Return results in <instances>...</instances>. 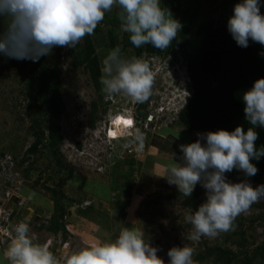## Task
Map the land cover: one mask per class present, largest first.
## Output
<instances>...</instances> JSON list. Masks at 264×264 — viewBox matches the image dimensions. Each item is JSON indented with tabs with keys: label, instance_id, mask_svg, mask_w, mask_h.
Masks as SVG:
<instances>
[{
	"label": "rangeland",
	"instance_id": "1",
	"mask_svg": "<svg viewBox=\"0 0 264 264\" xmlns=\"http://www.w3.org/2000/svg\"><path fill=\"white\" fill-rule=\"evenodd\" d=\"M240 2L242 0H161V7L169 9L181 24L189 21L194 30L198 22H203L209 17H214L219 24L227 23L233 15L234 6ZM118 11L119 9L114 7L111 12H107L100 22L101 30L93 34L101 65L112 50L109 30L114 29L116 45L121 49L122 58L137 57L151 63L155 74L152 89L156 88L168 101L172 98V112L168 110V118L165 116L164 122L159 126L141 131L144 135L142 146L133 136L111 139L106 135L109 120H112L115 114H122L117 120L123 122L126 121L125 118L128 121L136 120L135 110L138 103L134 104L123 95L114 97L113 101L105 95L99 106L101 109L105 108L106 112H101V119L95 128H91L89 123L92 102L98 99V93L89 75L83 69L73 68L71 58L65 55L67 48L54 47L51 54L47 55L50 62L60 52L63 55L60 61L66 111L61 122L64 138L62 155L75 171L73 178L64 187L68 195L67 239L64 240L61 234L55 235L40 229V225L49 218L54 207L50 194L46 193L41 185L32 188V184L39 177L46 179L52 174L50 170H44L50 159L47 150L37 157L35 169L30 177L24 174L23 169L28 163L17 164L16 170L21 173L24 186L22 189L19 179L21 191L18 194L22 196V202L14 207L20 213L23 211L24 217L21 221L29 224L34 242L46 244L49 249L55 248L58 258L85 246L115 240L123 227H134L143 231L144 239L159 249L157 255L165 264L169 260L167 252L174 246L188 244L194 247V259L205 242L232 245L237 239L234 230L241 227L238 222H234L232 230L222 232L215 238L202 237L198 242L187 240L191 225L185 222L184 217L192 210L187 208L184 196L178 188L165 178L168 175L167 166L173 162V158L178 163L182 162L183 153L179 145L195 142L199 139L197 133H201L189 132L174 115L176 109L188 101L185 98L187 92L181 84L185 75L181 73L179 76L178 67L172 66L183 62L184 56L179 50L175 54L164 53L149 58L145 53L137 55L135 47L123 48L127 33L121 31L119 19L112 24L113 17L118 18ZM0 19V31H3L5 22L3 18ZM169 64L173 69L168 67ZM162 69L163 77L160 75ZM26 93L22 63L0 53V165L3 157L8 155L14 156L16 163L20 161L34 141L30 130L32 110L28 108ZM150 97L151 99L143 103L149 105V108L145 109L147 116L151 113V106L157 108L165 102V99H162L157 104L153 97ZM111 136L119 137L113 133ZM16 170L13 169L8 174L12 176ZM2 174L0 184L5 178V174ZM60 175L65 174L57 175L56 182ZM194 191L201 195L206 193L200 184L195 186ZM262 210L264 211V199L252 204L248 211L235 219L243 220L242 228L246 231V237L250 242L255 240L256 244L263 239V226L260 221L251 226L250 219ZM8 246L4 238L0 237V264H9L2 252Z\"/></svg>",
	"mask_w": 264,
	"mask_h": 264
},
{
	"label": "clouds",
	"instance_id": "2",
	"mask_svg": "<svg viewBox=\"0 0 264 264\" xmlns=\"http://www.w3.org/2000/svg\"><path fill=\"white\" fill-rule=\"evenodd\" d=\"M114 7L119 9L121 31L129 34L130 42L136 48L151 44L156 49L165 50L183 27L169 9L161 7V0H0V18L5 22L3 31H0V53L12 59L38 62L42 56L51 54L54 47L75 48L86 35L94 34L105 14ZM227 27L240 47L247 48L249 40L264 45V14L260 11V0L237 3ZM102 65L100 83L106 98L113 101L114 97L123 95L134 104L144 103L151 99L150 96L157 104L165 99L156 88L152 89L155 74L150 62L137 57L122 58L117 46L109 51ZM172 66L178 67L179 76L181 73L185 75L181 84L187 92L185 98L189 100L192 83L186 66L182 62ZM172 66L168 65L173 69ZM160 71L163 77V69ZM242 99L245 119L251 125L246 132L242 126H237L234 131L220 129L197 133L199 139L195 142L179 145L182 162L173 158L167 166L165 178L185 197L192 195L197 184L206 190L205 202L184 217L191 225L186 237L189 241L215 238L232 230L237 216L264 199V184L253 187L247 180L232 183L225 176L233 169L241 170L247 177L255 176L258 169L252 160L264 156V146L259 149L255 146L258 133L254 130L255 127H264V78L257 79L251 89L243 93ZM163 101L161 105L168 104V99ZM186 103L176 109L174 115L177 119ZM158 107L151 106V113L162 114L163 120L168 110L172 112V109L158 112ZM120 115L115 114L109 120L108 137L111 124ZM147 117L131 120L130 125H125L124 136L110 138L133 136L142 146V132L154 127L151 121L150 128H144ZM17 164L15 161L10 172L16 170ZM18 174L23 179L19 170L13 175ZM13 232L3 254L9 264H165L157 255L159 249L144 239L143 231L134 227H123L115 240L85 246L59 258L46 244L34 242L28 223H17ZM194 253L195 248L188 244L174 246L167 252V264H198L193 259Z\"/></svg>",
	"mask_w": 264,
	"mask_h": 264
},
{
	"label": "trees",
	"instance_id": "3",
	"mask_svg": "<svg viewBox=\"0 0 264 264\" xmlns=\"http://www.w3.org/2000/svg\"><path fill=\"white\" fill-rule=\"evenodd\" d=\"M260 11L264 14V0H260ZM116 22L118 18L113 17L112 24ZM182 25L184 29L165 50L156 49L151 44L136 48L131 44L128 33L125 34L123 48L135 47L137 55L141 56L145 53L148 57L164 53L175 54L179 50L182 52L184 59L181 62L186 66L192 83V95L178 115V121L186 130L207 133L220 129L234 131L237 126H242L246 132L251 125L245 119L242 95L251 89L257 79L264 78V45L249 40L247 48L238 46L228 31L227 23L219 24L214 17L198 22L194 30L189 21H185ZM1 26L0 19V29ZM100 30L99 23L94 33ZM109 38L111 48L117 47L114 29L109 30ZM66 48L65 55L71 58L73 68L83 69L89 75L98 93V99L92 102L89 123L91 128H95L102 117L101 112H106L105 108L101 109L99 106L104 100L105 93L100 83L103 73L95 40L93 35H86L75 48ZM60 53L52 62L48 60L47 55L42 56L38 62L27 59L18 60L24 69L28 108L32 110L30 130L34 141L17 163L19 165L28 163L23 169L24 174L30 177L35 169L37 157L47 150L50 159L44 170H50L52 174L46 179L39 177L32 184V188L41 185L42 189L50 194L54 207L49 218L40 225V229L55 235L61 234L65 240L69 229L66 220L68 195L64 187L73 178L75 171L62 155L64 138L61 122L66 111V103L63 99L61 78L60 58L63 55ZM146 107V104L138 103L136 109L138 118L147 116ZM254 130L258 133L255 146L259 149L264 146V127H255ZM252 163L258 169L255 176L247 177L241 170L233 169L225 174L226 179L232 183L247 180L253 187L264 184V156L259 160L253 159ZM240 171L241 174H239ZM60 173L65 175H60L56 182L55 177ZM205 200L206 194L201 195L197 191H193L190 197L184 196L187 208L192 211H195ZM19 202H21L20 197L13 199L12 219L21 221L24 217L23 211L20 213L14 207ZM38 216L41 215L38 214ZM242 221H234L240 223L241 227L234 230L237 239L232 242V245L205 242L194 260L207 264H264V211H260L258 215L250 219L251 226L259 221L263 226V239L258 244L255 240L250 242L246 237ZM49 250L56 256L55 248Z\"/></svg>",
	"mask_w": 264,
	"mask_h": 264
},
{
	"label": "built area",
	"instance_id": "4",
	"mask_svg": "<svg viewBox=\"0 0 264 264\" xmlns=\"http://www.w3.org/2000/svg\"><path fill=\"white\" fill-rule=\"evenodd\" d=\"M170 100L167 102V105H161L158 107V112H162L165 109H172L173 108V100L172 98H169ZM172 101V102H171ZM162 114L155 115L154 113L149 114L147 122L144 125V128L147 129L150 128L149 123L151 121L154 122V127L157 125L159 126L164 121L161 119ZM15 166V160L12 156L8 155L6 157H3V162L0 165V177L1 174L3 177V183L0 184V237L6 241V243L10 244L11 239L14 236V226L21 222L20 220H13L12 219V213H13V207L12 202L15 197H22L20 194L21 187L18 185L19 179H20V185L23 189V179L18 174L17 176H14L12 174L9 175L8 173L11 171V169ZM11 176V177H10ZM13 178V179H12ZM17 192V193H16ZM23 195V194H22ZM22 202V199H21ZM19 202V203H21Z\"/></svg>",
	"mask_w": 264,
	"mask_h": 264
},
{
	"label": "bare ground",
	"instance_id": "5",
	"mask_svg": "<svg viewBox=\"0 0 264 264\" xmlns=\"http://www.w3.org/2000/svg\"><path fill=\"white\" fill-rule=\"evenodd\" d=\"M125 122V121H124ZM122 120H116L114 123L111 124V131H110V137H112V133L114 135L117 136H124V133H126L125 129V125H127L126 123H124ZM122 124V125H121ZM113 138V137H112Z\"/></svg>",
	"mask_w": 264,
	"mask_h": 264
},
{
	"label": "snow or ice",
	"instance_id": "6",
	"mask_svg": "<svg viewBox=\"0 0 264 264\" xmlns=\"http://www.w3.org/2000/svg\"><path fill=\"white\" fill-rule=\"evenodd\" d=\"M124 123H126V124H129V125H130V124H131V121H125Z\"/></svg>",
	"mask_w": 264,
	"mask_h": 264
},
{
	"label": "crops",
	"instance_id": "7",
	"mask_svg": "<svg viewBox=\"0 0 264 264\" xmlns=\"http://www.w3.org/2000/svg\"><path fill=\"white\" fill-rule=\"evenodd\" d=\"M3 252V254H4V251H2ZM4 256V255H3Z\"/></svg>",
	"mask_w": 264,
	"mask_h": 264
}]
</instances>
